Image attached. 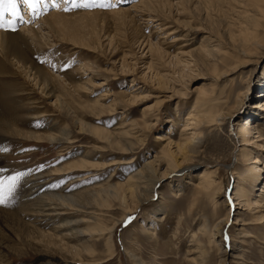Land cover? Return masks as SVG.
<instances>
[{"label":"rangeland","instance_id":"rangeland-1","mask_svg":"<svg viewBox=\"0 0 264 264\" xmlns=\"http://www.w3.org/2000/svg\"><path fill=\"white\" fill-rule=\"evenodd\" d=\"M139 1L107 0L114 6L73 8L70 0H44L35 13L20 6L23 21L14 18L15 31L21 29L24 22L37 25L41 18L55 10L68 14L95 12L65 18L58 27L59 35L41 23L38 27L43 45H32L28 49L30 59L45 67L55 78L53 86L57 90L60 85L67 89L65 99L69 110H62L55 96L43 93L32 76L22 72L16 62L10 67L13 76L0 78V88L5 90L11 102L6 101L15 105L16 99L20 105L34 97L38 103L34 100V107L37 109L39 105L37 110L45 113L43 117H36V113L25 116L16 106L20 111L19 118L24 116L26 120L18 119L19 125H16L21 130L47 133V125L54 119L58 125L67 124L76 138L75 142L65 145L39 142L23 135H6V144L0 148V168L6 172L3 177L16 172L26 173L22 178L24 181L21 179L16 187L15 191H18L28 180L34 181L45 175L49 181L47 189L66 195L82 188L99 187L108 181L122 183L130 170H137L149 157L154 158L162 147L167 146L168 140L159 141L158 135L168 136L173 144L180 138L189 112L193 110L197 91H201L196 89L197 86L209 90L216 83L219 94L214 102L226 118L219 122L213 119L215 124H211L212 121L194 124L187 134L190 137L187 149L170 147L183 170L169 172L167 178L159 181L153 196L137 207L133 198L128 197L127 202L116 201L113 208L105 211L102 220L111 227L126 208L133 210L114 228L112 253L108 252L102 237L97 244V256L103 261L101 264H202V244L208 248L205 264H264V140L254 137L257 133L254 127L250 130L248 144L242 145L243 137L239 133L240 126L256 123L258 131L264 134V0H163L153 7L154 14L144 8L132 11L140 26L137 31L135 21L122 14L107 12L119 6L132 8ZM259 8L262 17L258 14ZM253 15L258 16L257 26L251 22ZM153 16L161 23L150 21L149 17ZM9 18L12 17L6 15V19ZM167 25L171 27L164 29ZM3 29L6 30L0 28ZM170 29L177 31L166 38L168 41L189 35L175 48L163 47L165 53L162 55L156 50L150 51L146 42L158 46ZM245 29L252 33L251 38L258 39L251 51V59L235 71L222 75L225 66L241 59L235 46L242 38H247ZM201 45L202 54L197 53ZM211 49L216 57L210 54ZM199 55L203 61L198 59ZM214 59L220 63V75L204 67ZM92 67L94 71L89 73ZM6 79L11 83L8 84ZM84 79H89L87 90L76 91L73 86ZM22 89L24 94H20ZM208 90L204 92L210 95ZM30 111L36 112L34 108ZM78 120L98 128L126 129L131 133V126L123 123H137L131 139L135 151L127 154L133 156L135 163L125 170L111 165L91 173L80 172L79 178L89 176L85 180H77L75 175L78 173L54 175L58 167L88 152L93 153V161L106 165L119 155L101 134L83 131ZM261 144L263 146H259ZM245 147L250 154L247 163L262 168L256 169L258 174L254 172L256 177L252 182L246 180L252 184L248 185V192L238 189L239 195L244 196L240 198L241 204H237V183L247 175L246 165L241 161L246 153L240 150ZM255 157L261 162L253 164ZM158 167L160 172L166 171L167 163ZM203 170L212 172V178L222 186L216 198L222 210L220 213L215 214L209 197L197 195L196 184ZM197 196L198 200L193 203ZM246 196H250V204ZM0 206V264L36 263L51 255H61L59 246L55 245L59 239L53 242L42 237L40 232L50 230V224L36 222L30 210L23 209L25 207L17 211ZM229 213L230 219L223 225L225 229L220 228L221 218ZM205 222L217 232L215 241L221 245L209 246L207 237H202L201 227ZM192 234L202 243L193 240ZM65 240L71 244L75 242Z\"/></svg>","mask_w":264,"mask_h":264},{"label":"bare ground","instance_id":"bare-ground-1","mask_svg":"<svg viewBox=\"0 0 264 264\" xmlns=\"http://www.w3.org/2000/svg\"><path fill=\"white\" fill-rule=\"evenodd\" d=\"M162 1L163 0H140L138 3H134L132 8L130 7L124 8L123 6L122 7L119 6L107 12H113L119 15L122 14L124 16H127L130 20L135 21L136 23L137 20L135 19L136 18L135 15H133L132 13L133 10L140 8H141L140 10H142V8H144L151 14H154L152 11L153 7L155 5H160ZM92 12L95 11H80V12L68 14L55 10L45 15L43 19L41 18V21L38 22L37 25H32V22L30 23V21H28L29 23L24 22L23 27L17 31H11L8 29L0 30V52L2 53V55H0V76H1L0 78L3 79V77L8 78L9 76H11L12 70L10 67L14 65L13 64L14 62H16V65H18L19 69L23 70L22 72L32 76V79L35 81V84L41 88L43 93L51 94V96H55L56 97L55 101L57 102L58 106L62 110H66L68 106L66 102L68 101L65 99V96L67 95L65 90L67 89L61 87L60 85V87L57 90L53 86L52 82L56 81L55 78L47 72V69L45 67L39 66L37 63H35L33 60L30 59L28 49L32 45H37L38 47H41L43 45L42 44L43 37L40 34V27H38V25H40L41 23H43L46 27H49L52 32H55L57 33V35H59L60 28L58 27L64 22L65 18L74 15L91 14ZM98 12H105V11L98 10ZM258 14L262 17V10H260V8L258 9ZM25 17L28 18L29 16H25ZM257 18H258L257 15H253L251 20V22L254 23V25L256 26L258 24L257 21L259 20ZM149 20L159 22L157 24L161 23L160 19L154 18V16L149 17ZM161 25L163 26L165 24H161ZM169 27L171 26L168 25L164 26V29H168ZM135 28H136L135 30L137 31L139 30L140 26L136 23ZM246 30L247 29H245V31ZM176 31L175 29H170L169 33L165 37H163L165 40L161 38V43L158 44V46L161 47L155 45L156 43L153 44L150 42L148 43L146 42V46L149 47L150 51L156 50L160 55H162L165 53L163 47H166L167 49H170L171 47L175 48L183 40H186L187 36L189 35L187 33L181 36L174 37V39L171 41L166 40L168 36L175 34ZM246 32H247V38H242L241 39L242 42H240L238 45L235 46L237 52H239V55L241 56V59L232 62L227 67L225 66L222 75L228 74L231 71H235L239 66H241L242 63L243 64L249 63V59H251L249 58L251 56V51L255 47L258 39L251 38L252 33H250L249 30H247ZM75 47L78 46L76 45ZM202 52H203V46L201 45L199 46L197 53L202 54ZM209 52L210 54H213L214 57H216L214 50L211 49ZM197 57L198 59L202 60L200 55ZM219 65H220L219 61L217 59H214L211 60L208 64H206L204 67L206 68L209 67L211 71L213 70L212 71L213 73L217 72V75H220L221 67ZM89 71H90L89 73L93 72L94 71L93 67L89 68ZM13 79L14 78H12V80ZM6 80L8 84L11 83L9 79ZM87 80L89 79H84L79 83L76 82V85H74L73 87L75 88L76 91L79 92L85 89L87 90L86 84L89 83V81ZM102 84H106V82H103ZM215 84L216 83H213L212 86L209 88V90L208 88H204L201 85L197 86L196 89L201 91H197L198 94L196 96L195 103L193 105V110H192L193 112L192 111L189 112V116L186 120L184 128L182 129L180 138L177 141H175L173 144L172 143L173 140L169 139L168 136L163 134H162L163 136L158 135L157 140L159 141L168 140L167 146L165 145L164 147H162L160 153L155 154L154 158L149 157V159L146 160L144 164L141 167H139L137 170L134 169L131 171L129 169L130 173L127 175V179L124 182L112 183L108 181L106 183L99 184L98 185L99 187L95 186V188H82L80 190H77L76 193H70L68 195L64 194L63 192H56V193L51 192L49 189H47L49 181H47L48 179L46 178L47 176L45 175L39 179L36 178V180H34L35 179L34 178L33 179L34 181H31L30 179L28 180V182H25V184L23 183V185H20L18 191L14 192L13 196L9 198V201L2 205L7 206L6 208L9 207L17 211L18 209L25 207L23 209L30 210L29 212H31L30 213L32 214L31 216L35 217L36 222L40 224L41 223L44 224L48 223V225L50 224L51 225L50 230L48 231L41 230L40 232L42 234V237H47L49 239H52L51 241L53 242L54 241L56 242V240L59 239L55 243V245L59 246L58 248L61 250L60 254L62 255V256L51 255L47 258H43L39 262L24 263V264H77L78 263L77 261H80V263L83 264L103 263L100 257L97 256L98 242L105 239L108 252H110L111 254L113 251L112 236L114 233V228L119 224V222L121 223V221H124V219L127 218V215L128 214L130 215L131 211L133 210L130 208H126L127 210L124 212L123 216L117 219L116 222L114 221L115 225L111 227L106 225L104 223V220H102L103 216H106L105 211L110 208H113L116 205L113 203L114 202L116 203V201L124 200L127 202L128 197L133 198L136 204L135 206L137 207L138 205L142 204V202L146 201L151 196H153L155 187L158 185L160 180L167 178L169 172H176V171L179 172L183 170L182 169L183 165L177 164L176 158L174 156V151H172L170 147L173 145L176 146L177 149L179 150L187 149L188 147L187 143L190 140V137H187V134L190 133L189 130L195 127L194 124L199 125L202 122H210L213 119L218 121V120H224L226 118L227 115L222 110L218 109L216 103L214 102L219 94V89L215 86ZM0 90L3 91V92L0 91V101H1L0 148L3 144H6L5 142L8 139L6 135L8 136L23 135L28 139H34L39 142L49 141L51 143H57V144L63 143L65 145L67 144L69 145L75 142L76 138L74 135L72 136L69 126L67 124L58 125L56 120L54 119L51 124H50L51 120L49 119L48 124L50 125L49 126L47 125L48 128L47 133H36L34 131L21 130V128L18 127L19 125L18 119L25 120V117L23 116L22 118V116H20L19 118V113H20L19 109L22 110V113H24L25 116L31 113H36L37 114L35 115L36 117L39 115L40 117H43L45 116V113L37 110L39 105H37V109L34 107V100H35L34 97H33L34 99L33 98L26 99L27 102H24L20 105L17 104L15 99L14 101L16 104L13 105L9 103L10 100L7 97L8 94L5 93V90H3L2 88H0ZM206 90L210 91L211 94L207 95L204 92ZM21 91L22 93L20 94H24L25 90L22 89ZM134 96H136V94ZM131 100L134 101V99ZM18 101H22V100H18ZM262 104L264 105V102ZM16 106H18L19 109L15 108ZM32 108H34L36 112H31L30 109ZM78 122L83 131L91 132L90 134L92 133L101 134L102 137L108 142L107 145L119 155H116L117 157H115L112 163L110 162L111 164L106 165L105 163L102 164L100 161H93L95 159L92 155L93 153L88 152L82 154L78 159L71 160L69 163H66L63 166L58 167L56 169V173H53L54 175H60V174L70 175V174L78 173L75 175L77 177V180H85L89 176L87 175L84 177L82 176V178H79L81 176L80 172L86 171L85 173H91L92 171L103 169L111 165L123 167L125 170L129 168L130 164L133 165L135 163L133 156L130 157L127 156V154L131 153L132 151H135L134 150L135 143L131 139L132 136H134L132 135V133H135L134 128H136L135 126H137V123H135L136 125L134 124V121L123 123L124 126L127 125L131 126L130 129L133 130L131 133L126 129L111 131L105 127L98 128L97 126L85 123V121L83 122L78 120ZM211 124H215V121H212ZM151 126L152 125H149L148 127ZM254 127H256L257 130V133L254 135V137L260 138V140H264V136H263L264 134L262 133V131L260 132L258 131L259 126L256 123H252L251 125L247 124V126L244 125L239 127V133H242L241 136L243 137V141L241 142L242 145L248 144L247 143L249 142L248 137L251 136L252 134L250 130L253 129ZM101 135L99 136L101 137ZM259 146H263V145L261 144ZM240 150H244L246 153L245 156L241 157V161L246 165L245 172H247V175L239 179L237 183V189L235 192L236 199L239 201V203L237 204H241L240 198L244 196V195L242 196L239 195L238 189L239 190L244 189L248 192L249 191L248 185H252L251 183L248 184V181L252 182V180L256 177L255 173L256 175L258 174L256 169L260 170V168H262L247 163L250 154L247 153L248 149L246 147L241 148ZM255 158L256 159L252 161L253 164L261 162L259 157H255ZM164 162L167 163V169L166 171L160 172L158 166L164 164ZM5 173L6 172L4 171H0V177H3ZM213 176L214 175H212V172L208 170H203L199 177L200 181L199 183L196 184V192L199 197L206 196L210 198L213 204V210L215 211L216 214L222 212L221 208H219L218 206V200L216 199L217 194L222 189V186L220 185V183H217V180L212 178ZM240 180L243 183H241ZM246 180L248 181L246 182ZM198 196L194 198L193 203L198 200L197 199ZM246 197H247V203L250 204L249 203L250 196H246ZM229 216L230 213L227 214L226 217L224 216L223 219L221 218L220 228H222L223 225L225 226L227 224ZM201 229L203 231V234L201 233L203 235L202 237H207L206 239L208 240L209 246L221 245V243H216L215 241V239L217 238L216 236L217 232L211 230L207 222H205L202 225ZM219 232H221V230H219ZM192 237L193 240L202 243L197 235L192 234ZM65 239H73L75 242L74 244H71L69 242H66ZM200 249L202 251V254L204 255L202 259V264H205L204 260L206 254L208 253V248L206 247L204 248L202 244H200ZM134 259H135V255H134Z\"/></svg>","mask_w":264,"mask_h":264},{"label":"snow or ice","instance_id":"snow-or-ice-1","mask_svg":"<svg viewBox=\"0 0 264 264\" xmlns=\"http://www.w3.org/2000/svg\"><path fill=\"white\" fill-rule=\"evenodd\" d=\"M70 3L73 8H107L114 6L108 3L107 0H80V2H77V0H70ZM43 4L44 0H0V28L15 31V20L6 19V15L23 21V16L20 12L21 5L26 6L28 10L35 13ZM0 171H4V169L0 168ZM25 175L26 173L16 172L14 175L8 177H0V205L9 201V198L13 196L18 183ZM131 219L132 218L129 217V220Z\"/></svg>","mask_w":264,"mask_h":264}]
</instances>
